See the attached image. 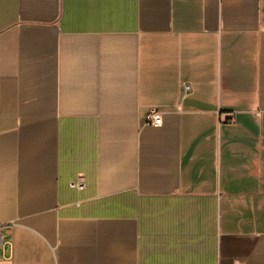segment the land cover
<instances>
[{"label": "crops", "instance_id": "obj_1", "mask_svg": "<svg viewBox=\"0 0 264 264\" xmlns=\"http://www.w3.org/2000/svg\"><path fill=\"white\" fill-rule=\"evenodd\" d=\"M0 225V264H264V0H0Z\"/></svg>", "mask_w": 264, "mask_h": 264}, {"label": "built area", "instance_id": "obj_2", "mask_svg": "<svg viewBox=\"0 0 264 264\" xmlns=\"http://www.w3.org/2000/svg\"><path fill=\"white\" fill-rule=\"evenodd\" d=\"M189 86H187L188 88ZM148 123L151 125H156V126H160L163 124V119L161 116V113L158 112L157 110H152L147 117ZM72 186L82 190L85 188V182L83 181V179H78L76 181H74L72 183ZM4 230L2 228V226L0 225V247H2L4 245Z\"/></svg>", "mask_w": 264, "mask_h": 264}]
</instances>
